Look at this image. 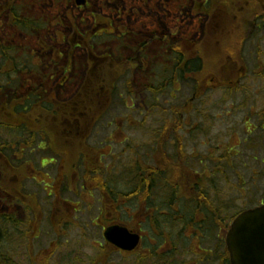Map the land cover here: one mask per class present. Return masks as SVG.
I'll return each mask as SVG.
<instances>
[{
    "label": "flooded vegetation",
    "instance_id": "obj_1",
    "mask_svg": "<svg viewBox=\"0 0 264 264\" xmlns=\"http://www.w3.org/2000/svg\"><path fill=\"white\" fill-rule=\"evenodd\" d=\"M46 7L54 10L50 17L38 10ZM61 8H67L65 15L73 16L76 12L79 21L69 15L65 27L59 18ZM27 17L36 21L35 29L26 30L22 25L21 21ZM51 34L49 40L56 46H66V56L45 41L44 36ZM19 36L27 42L29 38L34 41L33 48L40 53L38 57L17 40ZM6 50L12 64L18 59L22 65H35V69L16 75L8 68L9 61H4L0 54L2 103L14 101L18 107L19 99H27L32 107L38 103L35 100L65 103L77 96L90 95L91 105L97 110L111 107L115 94L121 91H126L130 97V105L135 101L151 104L146 106L147 113L161 96H166L163 95L166 91L170 100L177 103L166 110L173 119L172 127H164L165 121L149 135L146 129L140 136L141 142L130 146L128 151L133 159L128 168H120L121 175L114 186L110 185L104 166L97 163V169L106 180L103 182H108L116 194L110 196L111 191H99L97 200L92 201L95 207L91 205L87 214L75 209L80 207V202L76 201L71 204L73 212L81 215L67 216L63 211L69 199L58 196L59 176H69L66 196L75 191L78 195L79 188L90 193L98 190L85 182L87 178L95 181L97 177L82 165V170L68 175L67 167L61 170L56 164L55 180L46 185L51 191L48 193L44 188L53 200L50 218L42 221L49 224L56 237L76 236L77 231L79 241H90L94 252L91 261L68 254L62 257L61 264H114L117 258L127 264H230L225 237L237 216L254 206L245 205L237 212L231 210L234 203L221 202L218 176L227 178L228 175L217 166V148L209 132L214 129L213 118L220 120L236 113L254 112L250 102L264 98V0H3L0 2V51ZM19 78L21 87L26 89L17 96L6 86L15 88ZM183 87L193 91L185 101ZM4 90L8 91L1 93ZM218 93L222 94L218 103L210 105L205 101ZM65 95L70 98L57 99ZM119 97L122 102L123 94ZM196 104L200 108H196ZM256 107L254 114L250 113L241 121L247 135L242 144L251 146L253 151L262 140L258 139L261 135L258 131H264V107L259 102ZM191 114L197 120L188 125L185 121ZM65 115L63 124L66 126L63 127L66 128L78 127L84 120L77 105L69 108ZM252 119L258 122H250ZM55 124L62 125L58 121ZM184 125L194 129L188 132L190 145L184 144L182 137L176 134L175 139L168 136L169 130L175 133L185 128ZM203 132L212 140L198 141V135ZM83 137H80L82 141ZM11 143L19 145L15 139ZM17 149L16 154L8 158L10 163H17L24 171L23 176L29 168L34 174L37 171L36 176L44 178L38 175L42 172L33 161L18 156L21 152ZM185 149L191 151L184 152ZM227 151L226 146L220 158L231 168L232 159L238 154L228 155ZM2 154L0 163L8 166ZM44 161L55 162L50 156L39 157L38 165L42 170ZM218 164H222L221 160ZM235 174L241 183L237 188L247 198L243 174L239 171ZM5 179L12 182L10 187L14 189L9 188V197H17L15 193L21 195L16 187L23 177L20 180L12 175ZM26 179L29 178L25 177L24 181ZM41 179L37 183H42ZM39 212L44 213L41 208ZM3 214L13 213L9 210ZM42 221L38 218L33 222H10L12 228L8 235L13 237L15 229L26 227L22 235L29 244L31 239H36ZM116 228L135 236L138 244L126 251L110 243L105 233ZM28 244V264H37L36 258L42 253L45 258L41 257L39 264H45L48 256L51 260L59 248L58 240L51 241V246L40 250L34 258ZM3 252L0 250V255ZM9 264L18 263L11 258Z\"/></svg>",
    "mask_w": 264,
    "mask_h": 264
},
{
    "label": "rangeland",
    "instance_id": "obj_2",
    "mask_svg": "<svg viewBox=\"0 0 264 264\" xmlns=\"http://www.w3.org/2000/svg\"><path fill=\"white\" fill-rule=\"evenodd\" d=\"M3 0H0V2ZM34 1V0H33ZM67 8H61L59 10V18L62 19L63 23L65 24V27L68 25V17L73 19L75 18V21H79V15L75 12L71 16V14H66L65 11ZM40 12L44 11L43 14L50 17V15L53 13L52 7H46L45 10L38 9ZM37 10V11H38ZM32 11H35V8L32 9ZM53 34L51 35H45L44 39L47 41V43H51L56 50H61L62 53H64V56L67 55L66 52V46L58 47L56 46V43L54 41H50L49 38H51ZM20 39L22 44L26 45V49L29 50V48L36 54L35 57H38L40 53L38 49L33 48L34 41L29 38V42L25 41V39L22 36H19L17 40ZM47 56H51L48 55ZM79 56H81L79 54ZM182 92L186 93L185 96L182 98L184 101L189 99L193 91H188L185 87H183ZM167 93V94H166ZM123 94V101H120L119 95ZM126 91H121L115 94L114 98V104L109 107L108 110H105L104 117L100 121L99 125L96 126L94 129H92V133L90 136V145L91 147H96L97 149H100L103 155V160L100 164V166H104V172L106 175H108L110 180V185L114 186L117 179L120 177V168L126 169L130 166L131 162L130 160L133 159V154L129 153V148L131 145L138 144L141 142V137L144 132L147 129V134H151V130L157 129L158 126H162L163 122L164 127L167 129L172 127L173 119L172 117L167 113L166 110H168L170 105H175L177 103L172 102L169 98V92H165L163 95H166L164 98L161 96L158 99V102L156 105H154L147 113L146 106H151V104H148L147 101H145V105L139 104V101H135L133 105H130V97L127 96ZM148 95V94H147ZM146 95V96H147ZM70 97L68 96H61L57 99H68ZM222 98V94L218 93L216 96H213V98L208 101L205 99V101L211 105L218 103ZM262 100V101H261ZM259 103L264 107V98H262ZM204 101V100H203ZM256 101L250 102L249 106L252 107V110L256 112L257 107L256 104L258 103ZM183 104V101H182ZM139 105V106H138ZM209 106V105H207ZM143 108V112L141 111V108ZM203 107V106H202ZM201 107V108H202ZM206 105L204 106L205 109ZM196 108H200L199 104H196ZM261 108V106L259 107ZM102 108H99L97 110H94L93 114H98L99 111L101 112ZM254 112H248L246 111L243 114L236 113L228 118H222L220 120H214V129H212L209 134L214 137V146L217 148L216 150V159L221 160L222 164H218L217 160V166L222 167L223 171L225 172V176L228 175L227 178H223L218 176L219 181V187L220 190L218 193H221L220 199L222 203H234V206L231 210L240 212L242 207L245 205L251 206H258L262 202H264V131L259 130V134H261L258 139L262 138L260 141L259 148L255 151L251 149V146L247 147L242 144L243 140L247 137L245 134V127L243 126V123L241 122L242 119L248 118L249 114ZM141 114V115H140ZM146 117L144 118L143 116ZM81 119V118H80ZM82 120V119H81ZM197 118L194 116V114H191L185 121L188 125H191V123H195ZM142 121V122H141ZM250 122L257 123L255 119L250 120ZM84 124V120L82 121ZM185 126V125H184ZM179 127V126H177ZM176 127V128H177ZM187 126H185L186 128ZM89 128V125L86 127V133L87 129ZM182 128L180 131H171L169 130L170 134L168 136H172L174 138L175 134L177 137H182L183 143L190 145L191 141L190 139V133L191 131H194L193 128L191 130L187 127L186 129ZM185 129V130H184ZM186 131V132H184ZM180 133V134H179ZM209 134L205 135L203 132L202 135H198V141L203 142V140H212L211 136ZM84 136V134H81L78 132V134L73 138V140H79L81 136ZM72 136V135H71ZM2 139H5V136L2 137ZM175 139V138H174ZM173 140V139H172ZM229 143V146L226 145ZM192 144V143H191ZM220 146H219V145ZM228 147L227 154H238V157L232 159V167L229 168L227 166V163L223 160V158H220L223 156L224 149ZM234 148V149H233ZM191 151L189 149L183 150ZM204 154V153H203ZM25 156L22 158L23 160H31L34 162V165L36 168H39V170L42 172L43 175L41 181L42 183H37V180H40L39 176H36L35 174L29 170L26 171L25 176L29 179H26L22 183V190L24 192H21V195H17V197L10 198L8 195H5L2 191H0V213H4V211H9L13 213L15 216L14 220H21V221H35V219L40 218L42 219L50 218L49 213H51L50 209L52 208V197L47 196V192L49 193L51 190L46 187V185H51L54 180L57 173V161H55L52 164H49V161H44L43 165L45 168L40 169L39 164V157L42 159L47 157V155L38 154V152H32L31 155H29V150H27L24 154ZM69 158L62 163L61 170L65 169L66 166H68ZM263 162V163H262ZM116 166V169L114 168ZM217 168V170H218ZM119 169V170H118ZM80 170L82 168L80 167ZM236 171H239L243 174L242 179L245 181V184L247 185L248 192L247 198L244 197V194L242 191L240 192L237 186L240 184L238 183L237 175L235 174ZM35 176V177H34ZM34 177V178H32ZM13 180L15 178H12ZM18 180V179H16ZM21 183V181H20ZM12 182L8 181L6 179L5 181V188L10 187ZM118 185V184H117ZM44 188H46L48 191L45 193ZM14 191V189H11ZM75 193H70L69 196H63L62 198H68V203H65L63 205L64 212L67 214V216L71 215H81L80 213H74L73 208L71 204H74L76 202H80V207L75 208L77 210L84 211L83 214H87V210L90 209V206L92 205L93 198L97 200L98 196V190L92 191L90 193L89 191H84L79 188L78 195ZM23 194H25L27 197L33 198L32 202H36L38 204V207L42 209L43 214H39L38 212L36 215L34 214V207L35 205H29L28 207H25L23 204ZM72 194L75 196H72ZM76 201V202H75ZM88 205V206H86ZM94 208L95 206L92 205ZM249 207V206H248ZM25 210V211H24ZM59 212V211H58ZM82 213V212H81ZM97 213V211L95 212ZM42 217V218H41ZM17 218V219H16ZM17 222V221H16ZM28 226V224H27ZM26 227H19L15 229L13 232L12 239L8 240L4 243V251L7 252L10 258L13 259L14 263L17 262L18 264H28L29 258H28V249L26 250V245L28 244L27 241L24 239V235H22V231H25ZM69 229V228H68ZM68 232V230H66ZM75 235H64L56 237L54 234L51 233L49 224H45L43 221L41 222V226L39 228V231L36 233L37 237L36 239H31L28 246L30 247V251H34L33 257L37 253H40V250L47 249L48 246H51V241H57L59 248L57 252L54 254L53 258L49 261V264H61L62 257L70 254L74 257L79 256L82 259H84L86 262L91 261L92 257L94 256V252L92 251V245L90 241L81 242L79 241L80 234L76 231ZM67 241V242H66ZM66 242V244H65ZM42 247V248H38ZM74 252V253H73ZM79 253V254H78ZM45 254H41V256L36 258L37 264L42 263L41 257H44ZM30 256V255H29ZM45 258V257H44ZM129 259V258H128ZM65 261V258H63ZM119 258L114 259V264H127L126 262L122 263ZM79 264V263H76Z\"/></svg>",
    "mask_w": 264,
    "mask_h": 264
},
{
    "label": "trees",
    "instance_id": "obj_3",
    "mask_svg": "<svg viewBox=\"0 0 264 264\" xmlns=\"http://www.w3.org/2000/svg\"><path fill=\"white\" fill-rule=\"evenodd\" d=\"M21 22L26 30L35 29L34 26L36 21H34V19L31 20L27 17V19H23ZM8 50L3 52L0 51V54L4 56V61H9V65L11 66L8 68H11V72L13 71L16 75H18V73H22L29 68L35 69V65L29 66L20 64L17 58V62L12 64L10 59L11 55L7 54ZM15 53L16 52H13V54L16 56ZM15 74H13L14 77H16ZM21 84L22 82L19 78L18 81L16 80L15 82V88L14 85L12 87L6 86V88H12V93L19 96L26 89H23ZM201 86L199 87L201 88ZM5 91L8 90H4L1 93H5ZM85 98L87 99L88 104ZM37 101L38 103H34L32 107L27 99H19L18 107H15L16 102L14 101L3 103L0 101V104H2L0 105V144L2 145L0 146V153H4V155H2L5 156L4 158H6L9 164L6 166L0 163V191L9 196V187L5 188V178L15 175L18 176L20 180L23 177L21 184H18V187L16 188L20 190V192H24V190H22V183L26 177L23 176L24 171L19 169L20 167H18L19 165L17 163H10L8 159L13 154H16L15 152L18 148L17 150L21 152V156H18L21 158L25 156L24 154L27 150H29V155H31L33 151H36L38 154H45L47 157H52L55 161H57L56 164H59L60 167L62 166L61 164L64 163L67 158H69V162L67 164L68 166H66V172L68 175L78 171L82 165L83 168H86V170L91 172V175L97 177L95 181H92L91 178L86 179L85 182L86 184H89V187L94 189L98 188V192L100 191L101 193L104 191H111L112 193L108 195L114 196L116 193L107 184L108 182H103L106 180L102 177V174H100L99 170L97 169V163H100V161L103 159L102 152H99L96 147H91L90 142L88 141L93 131L92 129L99 125L100 121L103 119L102 117L105 115L104 111L108 110L109 107H106L105 109L100 106L102 108L101 112L99 111L98 114H93L95 109L91 105L90 95H82V97L77 96L71 101L65 103L56 102L54 100L46 101V99L42 101L35 100V102ZM21 103H23V105H21ZM75 105H77V107L80 108V112H82L84 124L81 122L78 127H63L66 126L63 124L66 117L65 113L68 112L69 108L74 109ZM55 121H58V123L62 125L59 126L58 124H55ZM88 125V132L85 134V129ZM78 132L84 134L85 138L83 137V141L81 138L78 141L75 139L73 140ZM4 136L5 139H2ZM13 139H15L16 142H19V145L11 143L13 142ZM41 140L43 142H41L40 145L36 144L37 141ZM114 168L116 169V166ZM68 177L69 176H64V174L63 176H59L61 182L58 185L59 189L57 193L60 197H63L69 193L68 189L66 188V185L68 184ZM127 185H129V182H127ZM24 196L25 194H23L22 197ZM32 201L33 200L30 197H27L23 204L25 207H28L29 205H35L36 202L34 203ZM39 209L40 207H38V204L36 203L33 211L35 215L39 212ZM14 218L15 216L13 214L5 215L0 213V250L2 252L5 249L4 243L12 239V236L8 235V231L12 228L11 224L9 223L13 221H21L14 220ZM55 249L56 248L52 249L50 254L53 253ZM4 252L0 255V264H9V262H11V258L7 253L6 254L8 256H6ZM49 260L50 257L48 256V260L45 264H49Z\"/></svg>",
    "mask_w": 264,
    "mask_h": 264
},
{
    "label": "water",
    "instance_id": "obj_4",
    "mask_svg": "<svg viewBox=\"0 0 264 264\" xmlns=\"http://www.w3.org/2000/svg\"><path fill=\"white\" fill-rule=\"evenodd\" d=\"M226 249L230 264H264V205L240 214L230 225ZM106 239L122 250H132L137 238L122 229L105 233Z\"/></svg>",
    "mask_w": 264,
    "mask_h": 264
}]
</instances>
